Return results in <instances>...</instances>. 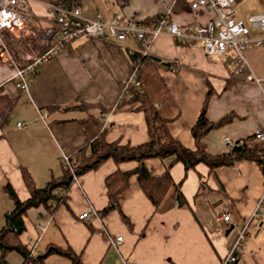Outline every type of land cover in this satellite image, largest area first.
<instances>
[{
	"label": "crops",
	"instance_id": "obj_1",
	"mask_svg": "<svg viewBox=\"0 0 264 264\" xmlns=\"http://www.w3.org/2000/svg\"><path fill=\"white\" fill-rule=\"evenodd\" d=\"M60 1L28 0V26L37 33L54 24L46 4ZM175 1L77 0V5L89 18L96 12L105 17L121 14L141 24L160 14H169L180 25L203 23L213 16L204 9L175 13ZM255 13L264 14V0H235L237 19L246 21ZM140 49L134 37L116 41L108 36H79L40 66L27 91L17 89L10 80L15 70L12 58L6 51L0 55V95L14 102L6 125L0 128V228L4 213L13 208L4 185L9 183L20 199L29 196L22 168L41 187L52 176L61 175L64 155L75 158L84 141L102 131L108 142L138 145L148 140L145 117L136 110L137 104H117L122 95L121 82L132 70L129 53ZM149 53L174 64L170 65L174 69L157 65L168 90L157 109L183 146L194 148L191 127L209 90L208 120L233 115L229 123L204 137L209 153L226 152L225 139L243 140L264 132V96L255 83L230 75L233 52L214 62L192 41L183 44L162 33L152 42ZM244 56L253 74L264 79V45L247 48ZM78 104L83 109H64ZM47 105L61 109L43 111ZM249 145L264 148V140L254 139ZM169 161L150 158L145 165L152 175H159ZM137 165L134 161L116 165L108 160L99 169L83 174L70 188L67 206H60L53 215L41 206L27 212L21 240L34 255L44 253L49 246H69L83 264H221L237 228L248 220L262 195L264 173L260 167L241 160L209 174L203 163L187 172L181 163H175L170 173L176 183L183 180L180 191L184 204L172 190L157 211L133 175L128 189L118 197L120 211L130 225L118 210L100 216L108 204L105 178L117 169L130 171ZM84 211L93 212V217L78 219ZM224 213L231 214L229 222L221 219ZM118 237L121 240L116 243ZM6 261L22 264L23 260L11 252ZM43 264L71 261L50 252ZM234 264H264V220L251 222L246 247Z\"/></svg>",
	"mask_w": 264,
	"mask_h": 264
},
{
	"label": "trees",
	"instance_id": "obj_2",
	"mask_svg": "<svg viewBox=\"0 0 264 264\" xmlns=\"http://www.w3.org/2000/svg\"><path fill=\"white\" fill-rule=\"evenodd\" d=\"M60 4L74 8L78 7L77 0H61ZM191 7L189 0H176L172 11H188ZM172 21L169 14H163ZM155 19L148 18L142 21L144 25H152ZM138 22V21H137ZM58 27L55 24L37 30L39 40L27 44L28 50L36 55L42 54L52 45V40ZM131 67L136 72V80L139 87L133 83L122 91L117 104H137L136 110L143 112L147 127L148 140L138 144H120L119 141L108 142L106 133L100 132L94 139L85 140L79 148L75 158H70L68 163L62 162L61 175L52 176L43 186L36 185L32 175L25 169H21L23 181L29 191V196L20 199L9 183L4 185L7 196L13 203V208L4 213L3 225L0 228V264H8L6 257L11 252H16L22 257V264H43L45 257L50 252L60 253L70 259L71 264H83L69 246L66 248L49 246L47 250L38 255L33 254V249L21 240V235L26 230L27 212L32 208L43 207L53 215L60 206H67L69 190L77 179L89 171L99 169L106 161L112 160L116 165L134 161L138 165L130 171L115 170L105 178L108 204L99 215L104 216L112 210H118L122 219L130 225L129 220L120 211L118 197L128 189L130 177L136 175L138 184L150 201L155 211L158 210L170 191L178 196L179 203L184 204L180 191L182 182L176 183L170 173L175 163H181L187 172L203 163L211 174L217 167L232 166L241 160L255 162L264 173V148L250 146L249 143L256 139V134L243 139L242 144L228 148L221 154H211L206 150L204 137L212 130L229 123L233 115H226L216 121H210L206 117L207 103L211 90L206 94L197 120L191 127V136L194 139V148H187L176 140L168 128L169 121L162 118L158 112V105L167 95L166 84L161 77L157 65H174L172 62L163 61L149 54L139 51L129 53ZM228 85H226L227 87ZM14 102L7 95H0V128L6 125ZM79 108L81 104L64 109ZM60 106L47 105L43 111L58 110ZM63 109V108H62ZM88 119H93L88 116ZM150 158L170 159L165 171L159 175H152L145 165Z\"/></svg>",
	"mask_w": 264,
	"mask_h": 264
},
{
	"label": "built area",
	"instance_id": "obj_3",
	"mask_svg": "<svg viewBox=\"0 0 264 264\" xmlns=\"http://www.w3.org/2000/svg\"><path fill=\"white\" fill-rule=\"evenodd\" d=\"M235 0H192L191 10H208L213 14L203 23L180 25L160 14L154 17L152 25H144L134 20L125 19L121 14H111L105 17L96 12L91 18L82 14L80 8H68L59 2L47 3L48 16L58 27L52 45L42 54L31 53L27 44L37 42L38 34L28 26L30 19L28 0H0V55L6 54L12 58L15 70L10 77L14 86L27 91L37 72L47 60L65 46V44L79 36L100 38L108 36L116 41H123L128 37L136 38L141 46L139 52L149 54L150 46L155 38L166 33L183 44L192 41L201 47L202 51L212 61L219 62L228 51L233 52V68L230 75L239 80L255 83L264 96V79L256 77L250 70L244 56V51L251 46L264 45V14L255 13L247 17L246 21L234 16ZM252 30L263 33L254 36ZM134 51H130L132 53ZM174 69L173 66H169ZM133 83L139 87L135 70L121 82L122 91ZM257 140H264V132L256 134ZM243 140H224L230 148L242 144ZM70 156L64 155L63 162L68 163ZM94 213L84 211L78 215L80 220H90ZM225 222L231 220L230 213L221 215ZM264 220V179L263 192L255 204V208L248 220L237 228L228 247V251L221 264H234L246 247L251 222L260 223ZM121 237L116 239V243Z\"/></svg>",
	"mask_w": 264,
	"mask_h": 264
},
{
	"label": "rangeland",
	"instance_id": "obj_4",
	"mask_svg": "<svg viewBox=\"0 0 264 264\" xmlns=\"http://www.w3.org/2000/svg\"><path fill=\"white\" fill-rule=\"evenodd\" d=\"M250 28V27H249ZM251 29V28H250ZM251 31V33L253 34V35H259V34H263L262 32H260V31H257V30H250Z\"/></svg>",
	"mask_w": 264,
	"mask_h": 264
}]
</instances>
